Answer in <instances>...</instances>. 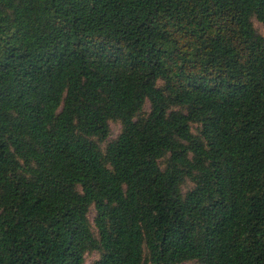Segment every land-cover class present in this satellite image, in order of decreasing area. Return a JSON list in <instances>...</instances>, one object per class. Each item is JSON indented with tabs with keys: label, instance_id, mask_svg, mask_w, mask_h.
I'll return each instance as SVG.
<instances>
[{
	"label": "trees",
	"instance_id": "16d2710c",
	"mask_svg": "<svg viewBox=\"0 0 264 264\" xmlns=\"http://www.w3.org/2000/svg\"><path fill=\"white\" fill-rule=\"evenodd\" d=\"M255 21L264 0H0V264H264Z\"/></svg>",
	"mask_w": 264,
	"mask_h": 264
},
{
	"label": "rangeland",
	"instance_id": "374dc122",
	"mask_svg": "<svg viewBox=\"0 0 264 264\" xmlns=\"http://www.w3.org/2000/svg\"><path fill=\"white\" fill-rule=\"evenodd\" d=\"M255 25H256V27L258 28V30L261 33H264V26L262 24H260L259 22L255 21ZM112 130H113V132H112V138L114 139L120 133V126L113 124ZM94 216H95V211H92L91 218L93 219ZM97 258H98V255H96V254H92V255L88 256V259H87L88 260V263L87 264H91ZM185 264H197V263L189 262V263H185Z\"/></svg>",
	"mask_w": 264,
	"mask_h": 264
}]
</instances>
